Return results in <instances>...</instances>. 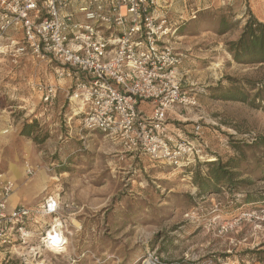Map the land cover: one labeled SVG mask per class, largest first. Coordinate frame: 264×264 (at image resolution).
<instances>
[{
	"label": "rangeland",
	"instance_id": "obj_1",
	"mask_svg": "<svg viewBox=\"0 0 264 264\" xmlns=\"http://www.w3.org/2000/svg\"><path fill=\"white\" fill-rule=\"evenodd\" d=\"M175 1L187 5L175 13L186 35L176 44L186 55L179 70L200 99V107L181 109L175 124L189 135L199 121L212 157L187 169L130 156L118 141L85 129L57 63L14 62L15 46L0 30V180L16 168L12 195L37 191L29 205L58 198L71 231L61 252L37 240L18 242L5 246L0 264H264V109L213 97L234 80L264 75V65L236 63L228 51L249 12L264 21V0ZM39 83L56 87L52 103ZM35 120L33 134H22ZM229 160L233 187L205 190L210 164ZM247 194L254 201L244 204Z\"/></svg>",
	"mask_w": 264,
	"mask_h": 264
},
{
	"label": "built area",
	"instance_id": "obj_2",
	"mask_svg": "<svg viewBox=\"0 0 264 264\" xmlns=\"http://www.w3.org/2000/svg\"><path fill=\"white\" fill-rule=\"evenodd\" d=\"M180 19L162 0H0V30L22 31L12 60L56 62L85 129L118 141L128 154L187 169L212 157L203 125L195 121L183 135L171 116L200 107L198 92L185 87L179 70L186 57L175 45ZM37 88L53 102L54 85ZM142 101L152 103L150 112L139 107ZM14 185L2 183L0 247L37 240L49 248L48 233L58 223L68 240L60 200L48 196L11 207Z\"/></svg>",
	"mask_w": 264,
	"mask_h": 264
},
{
	"label": "trees",
	"instance_id": "obj_3",
	"mask_svg": "<svg viewBox=\"0 0 264 264\" xmlns=\"http://www.w3.org/2000/svg\"><path fill=\"white\" fill-rule=\"evenodd\" d=\"M228 29L230 28H225L223 31H227ZM228 51L232 54L236 63L253 66L264 65V21H261L253 13L249 12L239 37L228 43ZM213 97L232 99L246 103L253 108L264 109V75L259 78L234 80L226 92L219 96L214 93ZM37 126L38 122L36 120L32 123H26L22 129V134L27 136L32 135L34 128ZM231 162L229 160L225 163H219L217 168L213 166L216 163L212 162L210 164L213 168L210 169L206 177L203 176L206 180V185H203L205 190L210 189L211 185L218 186L223 182L233 187L231 182L234 172L230 168ZM197 184L201 187V180L197 181ZM250 196V194L246 195L244 204L254 201ZM239 207L238 203L232 207L231 217L234 216L233 218H235L239 215L240 211L238 212V210H241V207ZM161 264L171 263L165 262Z\"/></svg>",
	"mask_w": 264,
	"mask_h": 264
},
{
	"label": "crops",
	"instance_id": "obj_4",
	"mask_svg": "<svg viewBox=\"0 0 264 264\" xmlns=\"http://www.w3.org/2000/svg\"><path fill=\"white\" fill-rule=\"evenodd\" d=\"M177 2L178 1H175V0H162V4L163 6L165 7H168L170 13H172L173 17L178 19L180 16L179 15H176L175 13L179 10V8H181V11L180 12H184L185 10H187V5L186 4H180V7H176L177 5ZM183 5V6H182ZM178 8V9H177ZM178 13V12H177ZM178 17V18H177ZM183 20H180L179 21V26H178V31H177V40L175 41V45L178 43V40L180 38H183L185 37L186 35L183 34L182 32V29L185 25H183ZM7 36L3 39L4 42L9 45L10 47L12 46H16L17 42H19L22 38V31L19 30V29H16V30H10L9 32H7L6 34ZM177 47V46H176ZM178 48V47H177ZM28 57H22L21 60H26ZM139 107L147 112H150L152 110V103L149 102V101H142L139 105ZM171 116L172 118L173 117H179L180 115L177 113V112H173L171 113ZM130 156H133V157H137L135 155H132V154H129ZM12 173H6L3 177L2 180H0L2 183L5 179H11V180H15V178L18 176V174L20 173L19 170H17L16 168H14L12 171ZM22 172V171H21ZM42 184H35L34 188L36 190L39 191L40 188H42ZM1 192H2V184L0 185V196H1ZM37 192V191H36ZM35 191H32L30 190V193L27 194V196H24L23 198L18 196L17 194H14L11 196V198L9 199L10 200V206L11 207H14V206H17L19 204H25L24 202H28V201H32L35 199ZM7 250V248L5 247H1L0 249V259H2L5 255V251Z\"/></svg>",
	"mask_w": 264,
	"mask_h": 264
},
{
	"label": "bare ground",
	"instance_id": "obj_5",
	"mask_svg": "<svg viewBox=\"0 0 264 264\" xmlns=\"http://www.w3.org/2000/svg\"><path fill=\"white\" fill-rule=\"evenodd\" d=\"M58 224L59 225H55L49 231L48 236H47L49 241H47V242H48L49 248L55 250L56 252H61V251L65 250V244L67 243L68 240L66 237L62 238L63 237L62 236V225H61V223H58ZM50 241L53 242L54 244L58 245V246L63 245V244L64 245L61 247H56ZM149 263H150V261H149ZM144 264H148V261H145Z\"/></svg>",
	"mask_w": 264,
	"mask_h": 264
}]
</instances>
